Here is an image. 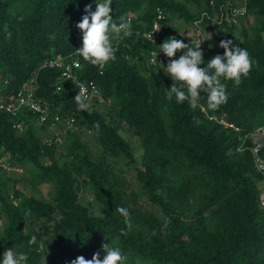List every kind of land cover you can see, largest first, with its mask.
Here are the masks:
<instances>
[{
  "label": "trees",
  "instance_id": "16d2710c",
  "mask_svg": "<svg viewBox=\"0 0 264 264\" xmlns=\"http://www.w3.org/2000/svg\"><path fill=\"white\" fill-rule=\"evenodd\" d=\"M230 1L235 0H112L113 20L128 21L131 13L138 20L130 21V36L112 40L115 59L104 64L102 74L100 65L78 56L82 69L75 75L94 80L101 91L89 100L90 108L78 110L76 85L61 80L59 70L39 73L35 93L50 104L51 113L61 115L60 138L51 128L53 120L40 125L27 110L17 117L0 111V151L14 168L0 175V264L6 249L25 253L26 264H70L97 251L103 258L106 241L121 249L124 264H264V144L254 152L251 137L264 129V0H248L249 14L239 17V22L261 18L255 38L236 23L225 21L224 33L213 27L215 11L223 14ZM88 5L95 11L96 0H0V100L45 60L75 54L82 45L76 25ZM192 5L204 9L194 23L203 37L211 30L219 44L233 41L254 62L238 86L222 79L228 99L215 111L208 109L206 93H200L195 108L175 97L168 100L165 92L174 82L165 66L149 62L160 49L137 33L152 28L160 9L167 16L160 23L163 39L175 37L195 48V39L178 36L179 28L171 24L174 17L192 24ZM201 51V67L224 54L210 39ZM58 83L62 91L56 94ZM101 104L111 107L103 111ZM90 142L101 151L99 158ZM134 147L142 151L144 169L137 166ZM108 158L115 165L103 163ZM124 165L134 170L138 190L126 187ZM24 168L30 171L21 173ZM42 184L53 189L47 199L37 196ZM141 199L155 204L160 214L141 209ZM117 207L128 210L130 228ZM32 236L36 243L29 245Z\"/></svg>",
  "mask_w": 264,
  "mask_h": 264
},
{
  "label": "clouds",
  "instance_id": "9594fccd",
  "mask_svg": "<svg viewBox=\"0 0 264 264\" xmlns=\"http://www.w3.org/2000/svg\"><path fill=\"white\" fill-rule=\"evenodd\" d=\"M111 4H112V0H96L95 11H92L91 5H88L85 8L86 14L82 17L81 22H79L76 25L77 28L82 32V45L79 48L75 49V54L72 55L74 56L78 55L79 57H82L83 60L93 65H100L99 70H101V74L103 72L102 70L104 68V64H107L109 61L115 59V49L113 48L112 40L118 39L120 38V36L124 40L125 38L124 36H130L132 34L130 21L138 20V16L134 15L133 13H131L128 16V21L126 20L125 17H120L118 21L113 20V17L111 15V11H112ZM159 13H162L165 17L164 20H160V23L161 21H166L167 20L166 14L164 13V11L160 9L156 11L157 19L155 21H158ZM224 22L225 20L224 18H222V27L224 26L223 25ZM138 23L140 24V22ZM198 30L200 31L199 34H197L196 37L193 38L197 43V46L195 48H193L191 44L190 45L185 44L183 40H178L175 37H169L168 39L164 40L163 39L164 30H163V34H162L163 43L159 47L160 49L159 52H162L166 57L169 58V63L164 62L162 64L159 63V65L165 66L164 68L167 75L174 82L170 90H166L165 95L168 100H172L173 97H175L177 103L183 104V102L187 101L190 107L195 108L201 96L200 93H206L207 107L209 110L215 111L219 108L220 105L226 103L228 99L226 85L222 83V79L226 81H232L236 86H238L241 83L242 77H246L250 73L254 62L251 59L246 49H243L238 46L233 47L232 46L233 41L231 40H222L219 44V47L224 50V54L215 55L206 63L204 67H201L202 64H205V61L203 60V52L200 49L201 46L200 38L202 35V30L199 28V26H198ZM146 32L140 33L138 31L137 33L138 35H142V37L144 38V33ZM152 36L153 34L151 35V40H152ZM10 37L11 34L9 33L8 38L10 39ZM178 52H182L183 54L178 59H175V56L176 54H178ZM72 55L69 56L58 55V56H63L67 58ZM154 55L156 57L157 53H154ZM56 57L45 60L41 64V66L32 73L31 77L28 78L25 82H23L18 89H16L11 95H8L4 97V99H1L0 105L2 104L6 105L8 101L14 99L18 91H20L26 83H30L33 79L36 81L33 84L34 93H35V88L38 85V77L40 71L47 68L59 70L58 68H51L49 66L44 67V65L47 62L55 60ZM59 71L62 75L61 70ZM61 80H63L62 77ZM87 80H92V79H87ZM80 81H86V79ZM175 82H180V83L179 85H177V83ZM4 84L5 86H7L8 82H5ZM96 84L98 85V83ZM59 86L60 83L56 84V94L62 91V89L60 91L58 90ZM78 88L76 86L78 94L75 96L74 101L77 105L78 110L86 111L90 108L89 100L101 96V91L99 94V90H100L99 85H98L99 89H97L94 85H92L90 93H89V86L83 82L79 83ZM90 96H94V97L90 98ZM35 97L37 98L36 93H35ZM39 100L42 101L43 107L47 108L48 110L47 120L45 122H41L40 116L38 114L33 113L29 107H24L21 111L27 110L28 112H31L37 118L36 121L40 125H45L47 123L49 124L50 121L53 120L50 123L51 128L54 131H56V136L57 137L59 136L58 138H60V132H59L60 130L58 129L57 124L59 125L63 121L61 115L56 113H51L50 104L42 99ZM0 111L11 115L4 109L3 110L0 109ZM12 117H17V116H12ZM56 117H58V119ZM196 123L198 124L200 123V121L196 120ZM224 123H226L229 128L238 131V129L235 126L228 124L227 121H225ZM65 124L68 127H72L73 120L67 119ZM22 128L23 125L21 129ZM45 143L51 145V140H48ZM263 144L264 142L262 143V145ZM261 146L258 147L255 144L254 152H257L259 148H261ZM7 163L9 165L10 170L0 168V175L4 171H6L8 174H10L13 171L14 168H11L12 166L10 165L9 157ZM263 201H264V196H262L261 198V204ZM262 206L264 207L263 204ZM116 211L125 217V223L130 228L131 222L129 219L128 210L123 207H117ZM27 214L30 215V212ZM120 234L127 235V232L121 230ZM36 239H37L36 236H32L31 239L28 241L29 245L35 244ZM101 248L104 253L103 258H101L100 251H97L93 254L91 259H86L84 256H78L75 259H73L70 262V264H124V262L127 259V257L122 254V251L119 247H113L107 241L101 245ZM27 259L28 257L25 253L22 252L17 253L13 249H6L5 252L3 253L2 264H26Z\"/></svg>",
  "mask_w": 264,
  "mask_h": 264
},
{
  "label": "rangeland",
  "instance_id": "374dc122",
  "mask_svg": "<svg viewBox=\"0 0 264 264\" xmlns=\"http://www.w3.org/2000/svg\"><path fill=\"white\" fill-rule=\"evenodd\" d=\"M213 5L214 4H210V7L213 6ZM249 9H250V4H249L248 0L247 1L244 0L243 2L239 1V0L230 1L225 6L223 14H221L222 13L221 11H219V14H218L217 11H215L213 27H216L218 29V31H220L221 33H224L225 29L222 27V18H224V20L227 23H236L238 28L240 29V31L241 30L243 31L244 29H246L247 31H249L250 35H253L254 32H255V28H257V29L259 28V25H260V22H261V18H259L258 16L253 15L254 17H252V16L249 17L248 16L249 20L247 22L244 21V20H243L244 22H239V19H240L239 17H242V19L246 18V16L249 14ZM191 11H192L191 13H194L196 15V20L194 22H192V24L185 23L184 20L177 19L175 17L172 19L173 26L179 28L178 36L184 37L187 40H191L194 37H196L197 34H199L200 31L198 30V26H197V24H194V23L198 19L201 18L202 14L204 12V9L203 10L197 9L196 5H192L191 6ZM186 27H189V29H187ZM252 27H254V29H252ZM206 32L208 33L207 34L208 38L203 37L201 35V38H200L201 47L200 48L205 50L206 47H207V40H209V39L214 41V44H215L216 47H219V42L215 38L216 34H214L211 30H207ZM262 36L264 38V34ZM253 38H255V34L253 35ZM109 105H111L110 102H109ZM109 105L108 104H104V105L101 104V105H99L100 108L98 106H96V107H98V109H100V110L106 111V108H110L111 107ZM225 121L226 120H224V119H219L218 120V122L220 124H223L225 128L227 127L228 129H231V128H229L227 126L226 123H224ZM122 134L125 136V138L129 142H134L135 138L132 135H129L126 132H122ZM55 136H56V132H55ZM251 137L253 138L254 143L258 147L261 146L262 143H263L262 140L264 139V129L256 130L251 135ZM88 140L93 141V137L89 138ZM58 142L60 143V140ZM89 149H90V151L92 153H94L97 156V158L100 157L101 151L97 152V150H94L92 148V143L91 142L89 144ZM134 149H135L134 153H135V155H136V157H137V159L139 161L137 166L139 168L144 169V166L142 165L141 158H140V155L142 154V151L140 149H138V148H135V147H134ZM255 151H256V149H255ZM58 153L64 154L65 152L62 151V149H61V150H59ZM114 161L115 160L113 158H108L103 163H105L106 165H107V163L111 164V165H115ZM118 165L121 166L123 164L118 163ZM260 167L262 169L264 168L262 164H261ZM24 170H26V171H24ZM29 171H30V169L24 168L21 173L25 174V172H29ZM122 171H124L123 176H124V178L126 180V187L128 189L138 190V185H137V182H136V179H135L136 174H135L134 170L131 167H127V166L124 165ZM262 186L264 188V182L262 183ZM52 192H53V189L50 187V185L42 184L41 186H39V191H37L36 193H37L38 197H43V198L47 199L49 196L52 195ZM262 193H263L262 195L264 196V190L262 191ZM88 197L90 199H92L91 196H88ZM146 201L147 200L143 201V199H141V201L139 202L138 206L141 207V209H143V210L152 211L154 214H160V209L155 204L148 203Z\"/></svg>",
  "mask_w": 264,
  "mask_h": 264
},
{
  "label": "built area",
  "instance_id": "2783aa9c",
  "mask_svg": "<svg viewBox=\"0 0 264 264\" xmlns=\"http://www.w3.org/2000/svg\"><path fill=\"white\" fill-rule=\"evenodd\" d=\"M165 17L162 13H159L158 16V21H155L153 23V28L149 31L144 33V38L147 39L149 42L157 44L158 47H160L163 43L162 40V34H163V29L160 24V20H164ZM152 40H151V35ZM123 40V38H121ZM154 53H157V56L155 57ZM152 53V56L150 57V62L152 64H159V63H169V58L166 57L162 52H154ZM49 66L51 68H58L62 72V79L64 81L71 80L74 82V84L77 86L79 83L83 82L86 85L89 86V93L91 92V86L94 85L97 89L98 85L93 81V80H86V81H80L77 76L75 75L76 70H81L82 69V64L79 61L78 55L70 56V57H63V56H58L56 57L55 60L47 62L44 67ZM36 81L33 79L30 83H26L20 91L16 94V97L10 101H8L5 104L0 105V109L6 110L8 113H10L12 116H17L18 112H20L24 107H29L30 110L38 114L40 116L41 122H45L47 120V114L48 110L47 108L43 107L42 101L37 99L35 97L34 93V87L33 84ZM58 90H61V86L58 87ZM79 90V88H78ZM100 94V90H99ZM98 96V95H96ZM94 96H90L92 98ZM58 119V117H56ZM22 125H17L16 128L21 129ZM8 157L6 154L1 153L0 151V168H4L7 170H10L9 165L7 163ZM261 164L264 167V162L261 161ZM264 169V168H263ZM264 205V201L262 202Z\"/></svg>",
  "mask_w": 264,
  "mask_h": 264
}]
</instances>
